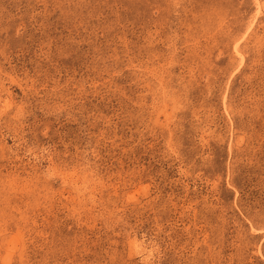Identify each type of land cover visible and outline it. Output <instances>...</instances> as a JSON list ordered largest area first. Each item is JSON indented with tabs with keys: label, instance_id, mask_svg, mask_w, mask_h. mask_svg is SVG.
Wrapping results in <instances>:
<instances>
[{
	"label": "rangeland",
	"instance_id": "obj_1",
	"mask_svg": "<svg viewBox=\"0 0 264 264\" xmlns=\"http://www.w3.org/2000/svg\"><path fill=\"white\" fill-rule=\"evenodd\" d=\"M0 264H264V0H0Z\"/></svg>",
	"mask_w": 264,
	"mask_h": 264
},
{
	"label": "bare ground",
	"instance_id": "obj_2",
	"mask_svg": "<svg viewBox=\"0 0 264 264\" xmlns=\"http://www.w3.org/2000/svg\"><path fill=\"white\" fill-rule=\"evenodd\" d=\"M240 54V53H239ZM241 55V54H240ZM242 57V56H241ZM242 59H243V57H242Z\"/></svg>",
	"mask_w": 264,
	"mask_h": 264
}]
</instances>
